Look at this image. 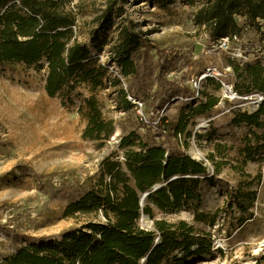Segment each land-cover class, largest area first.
Returning a JSON list of instances; mask_svg holds the SVG:
<instances>
[{
  "label": "rangeland",
  "instance_id": "374dc122",
  "mask_svg": "<svg viewBox=\"0 0 264 264\" xmlns=\"http://www.w3.org/2000/svg\"><path fill=\"white\" fill-rule=\"evenodd\" d=\"M56 1L76 18L78 41L90 50L96 59L93 66L102 67L105 75L96 88L82 82L72 91L66 87L50 97L44 61L32 66L0 65V264L20 248L60 243L67 234L87 230L90 222L107 224L100 211L69 217L64 211L99 188L106 158L124 163L126 148L120 143L131 135L137 142L187 153L206 163L210 176L215 175L202 184L200 205L177 213L153 206L151 217L142 214L141 228L154 230L157 221L193 226L195 237L210 242L212 249L185 264H264V149L257 150L263 142L259 144L253 136L264 131L233 124L237 113H253V109L234 108L222 101L220 80H207L199 96L192 85L213 66L222 81L245 91L248 82L238 79L234 67L257 62L264 66L263 30L229 32L253 44L254 52L247 53L251 60L243 63L218 47L210 25L196 23L209 0ZM114 1L111 24L104 28L103 16ZM126 28L147 41L131 51L135 72L128 76L117 57ZM129 96L144 103L143 114L135 105L128 106ZM210 96L219 98L218 105L191 115ZM91 98L103 118L113 123L115 131L108 140L83 137L90 112L86 100ZM182 116L189 119L187 131L180 133ZM204 119L207 126L199 127ZM250 147L255 153L248 161ZM197 149L202 152L199 157L193 153ZM196 212L204 215L203 221L195 220ZM183 255L175 252L164 264H174V257Z\"/></svg>",
  "mask_w": 264,
  "mask_h": 264
},
{
  "label": "trees",
  "instance_id": "16d2710c",
  "mask_svg": "<svg viewBox=\"0 0 264 264\" xmlns=\"http://www.w3.org/2000/svg\"><path fill=\"white\" fill-rule=\"evenodd\" d=\"M116 6L114 1L106 10L102 19L104 28L111 24L109 18ZM239 15L242 21L236 19ZM195 21L210 25L215 41L229 32L256 34L263 30L264 34V0H209ZM74 26L76 18L63 11L56 0H0V65L32 66L44 61L48 68L46 91L50 97H56L66 87L72 91L82 82H90L96 88L105 73L102 67L93 66L96 59L78 41ZM124 32L117 57L122 73L128 76L135 72L131 51L147 41L127 28ZM234 71L239 80L248 82L245 91L234 87L237 92L264 93L261 63L244 68L236 66ZM218 103L219 98L210 96L191 115L206 113ZM86 104L90 112L83 137L108 140L115 131L113 123L103 118L94 98L86 100ZM188 119L182 116L180 133L187 131ZM232 122L264 131V102L253 113H237ZM162 124L167 131L164 120ZM133 136L123 138L120 143L121 148H126L124 163L106 158L101 163L99 188L69 204L64 211L65 217L100 211L107 218V224L90 222L87 230L82 228L67 234L60 243L20 248L15 256L1 264H141L142 260L143 264H164L175 252L184 255L175 256L173 263L185 264L193 256L210 253L211 243L195 237V228L188 223L172 225L157 221L154 230H146L138 222L143 213L152 216L153 206L165 213H177L200 205L202 184L212 181L215 175L210 176L205 164L187 153L168 152L163 146L137 142ZM253 136L259 144L263 142L257 150L264 149V135L253 133ZM248 150L247 160L251 161L255 149ZM157 186L160 188L154 191ZM144 194L148 196L142 206ZM195 220L203 221L204 215L196 212ZM157 236L159 242H156Z\"/></svg>",
  "mask_w": 264,
  "mask_h": 264
},
{
  "label": "built area",
  "instance_id": "2783aa9c",
  "mask_svg": "<svg viewBox=\"0 0 264 264\" xmlns=\"http://www.w3.org/2000/svg\"><path fill=\"white\" fill-rule=\"evenodd\" d=\"M238 21H242V16H235ZM241 39L237 35H228L221 37L217 40V45L220 49L228 52L232 57L239 59L241 62L246 63L251 60L250 56L247 54L249 52H254L253 44L246 40V37ZM236 43V44H235ZM240 43V44H237ZM246 45V48H244ZM252 47V50L250 49ZM222 74L213 66L207 67L196 79L192 80V85L194 89L197 91V96L200 95V90L202 89L203 84L211 79L216 78L220 80L223 86V94L222 101L226 100L233 104L234 108H245L252 107L253 112L256 111L260 105L264 102V93H254L250 95H242L237 92L232 84L226 83L222 81L220 78ZM128 102L138 109L140 114L142 113V109L144 103L134 97L129 96ZM222 102H220L221 104Z\"/></svg>",
  "mask_w": 264,
  "mask_h": 264
},
{
  "label": "bare ground",
  "instance_id": "6f19581e",
  "mask_svg": "<svg viewBox=\"0 0 264 264\" xmlns=\"http://www.w3.org/2000/svg\"><path fill=\"white\" fill-rule=\"evenodd\" d=\"M207 123H208V120L204 119V120L200 123L199 127H205V126H207ZM193 153H194L197 157H199V156L202 155V152H201L200 150H198V149H197V150H194Z\"/></svg>",
  "mask_w": 264,
  "mask_h": 264
},
{
  "label": "water",
  "instance_id": "95a60500",
  "mask_svg": "<svg viewBox=\"0 0 264 264\" xmlns=\"http://www.w3.org/2000/svg\"><path fill=\"white\" fill-rule=\"evenodd\" d=\"M158 188H160L159 186L155 187L154 188V191L157 190ZM148 196V194H144L143 197H142V201H141V205L144 206V201L146 199V197Z\"/></svg>",
  "mask_w": 264,
  "mask_h": 264
},
{
  "label": "crops",
  "instance_id": "0c3cea01",
  "mask_svg": "<svg viewBox=\"0 0 264 264\" xmlns=\"http://www.w3.org/2000/svg\"><path fill=\"white\" fill-rule=\"evenodd\" d=\"M204 86H206V85H204ZM205 88V87H204ZM194 135L196 134V133H193ZM168 152H170L169 150H167ZM193 158V157H192ZM193 159H195V158H193ZM195 160H197V159H195ZM197 161H199V162H202L201 160H197ZM205 164V166L207 167V165H206V163H204ZM208 168V167H207ZM208 173H209V175H210V171H209V169H208Z\"/></svg>",
  "mask_w": 264,
  "mask_h": 264
}]
</instances>
